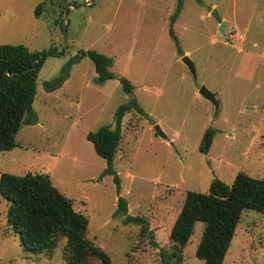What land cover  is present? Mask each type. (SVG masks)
<instances>
[{"label": "rangeland", "instance_id": "1", "mask_svg": "<svg viewBox=\"0 0 264 264\" xmlns=\"http://www.w3.org/2000/svg\"><path fill=\"white\" fill-rule=\"evenodd\" d=\"M174 6L175 0H0V44L60 53L44 59L31 104L37 122L22 124L17 145L0 151V172L47 174L87 218L86 237L111 264H163L185 191L206 192L212 178L229 184L239 171L264 175V0H182L170 21ZM211 10L225 23L224 37ZM78 50L110 57L108 70L125 77L131 93L117 78L97 82L87 56L71 64L58 88L43 90ZM201 85L216 108L198 93ZM130 100L142 113L131 108L121 118L117 193L110 175L98 179L105 162L85 134L113 127L116 107ZM207 127L214 133L202 154L197 146ZM117 196L127 214L143 219L147 234L121 223ZM5 210L0 196V264H66L64 238L51 252L25 251L5 224ZM201 229L195 222L177 264H203L194 255ZM222 264H264V212H241Z\"/></svg>", "mask_w": 264, "mask_h": 264}, {"label": "trees", "instance_id": "2", "mask_svg": "<svg viewBox=\"0 0 264 264\" xmlns=\"http://www.w3.org/2000/svg\"><path fill=\"white\" fill-rule=\"evenodd\" d=\"M181 5L182 0H175L170 21L176 18ZM41 9L40 2L34 8V16H38ZM169 34L175 40L171 29ZM59 54L55 49L30 51L21 44H0V151L17 145L15 135L22 124L37 122L31 108L37 74L47 56ZM84 56L91 60L97 82L117 78L121 90L131 93V83L108 70L111 58L93 50H78L69 57L61 66L62 75L44 81L43 90L58 88L71 64ZM131 108L142 113L136 102L130 100L116 107L113 127L102 125L85 134L94 152L105 162L98 179L110 175L117 193L119 178L113 169V158L120 139L121 118ZM213 133L210 127L202 133L197 146L200 153H207ZM0 196L6 203L5 224L18 235L23 250L48 253L54 249L58 238H64L63 259L66 264H111L108 254L86 237L87 218L51 184L47 174L0 172ZM126 209L125 199L117 196L114 214L120 216L121 223L140 225V235L147 234L148 227L143 219L127 214ZM245 209L264 212V175L254 178L239 171L229 184L212 178L206 192L185 191L168 232L171 251L160 255L162 263L177 264L181 261L182 249L193 232V226L200 222L202 229L194 255L203 264H222L241 212Z\"/></svg>", "mask_w": 264, "mask_h": 264}, {"label": "water", "instance_id": "3", "mask_svg": "<svg viewBox=\"0 0 264 264\" xmlns=\"http://www.w3.org/2000/svg\"><path fill=\"white\" fill-rule=\"evenodd\" d=\"M210 15L213 16V18L217 21V24H218L217 30L221 34V36L224 37L225 23L220 20L219 16L217 15V12L215 10H211ZM64 29H65V26L62 25V28H61L62 32L64 31ZM181 61L188 67L189 71L193 74L194 73L193 65H192L191 61L187 58V56L183 55L181 57ZM198 93L201 96H203L204 98H206L207 100H209L215 108L217 107V103L214 99L213 93L208 91L203 85H201L199 87ZM153 130L155 133H157L158 135L163 137V134L161 133V131L159 130V128L156 125L153 126Z\"/></svg>", "mask_w": 264, "mask_h": 264}, {"label": "crops", "instance_id": "4", "mask_svg": "<svg viewBox=\"0 0 264 264\" xmlns=\"http://www.w3.org/2000/svg\"><path fill=\"white\" fill-rule=\"evenodd\" d=\"M213 6V4L211 5V7ZM183 53H187V51H184ZM251 54V53H250Z\"/></svg>", "mask_w": 264, "mask_h": 264}]
</instances>
